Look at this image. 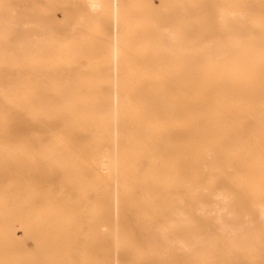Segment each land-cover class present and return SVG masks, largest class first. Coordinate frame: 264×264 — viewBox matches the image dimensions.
I'll return each mask as SVG.
<instances>
[{
  "label": "bare ground",
  "instance_id": "1",
  "mask_svg": "<svg viewBox=\"0 0 264 264\" xmlns=\"http://www.w3.org/2000/svg\"><path fill=\"white\" fill-rule=\"evenodd\" d=\"M18 1L0 0V90H13L0 91V264H175L180 252L177 264H264V0H220L215 29L200 10L214 0H194L188 87L165 59L130 63L113 109L93 91L104 78L62 75L81 51H62L54 27L16 41ZM55 1L20 11L49 14ZM202 190L243 192L221 198L248 216L170 212L212 199Z\"/></svg>",
  "mask_w": 264,
  "mask_h": 264
},
{
  "label": "rangeland",
  "instance_id": "2",
  "mask_svg": "<svg viewBox=\"0 0 264 264\" xmlns=\"http://www.w3.org/2000/svg\"><path fill=\"white\" fill-rule=\"evenodd\" d=\"M22 1L17 2L16 13H14L17 22L15 25L16 41L20 42L24 37L29 41L41 37L38 29L40 25L43 26L42 28L52 29L54 27L62 34V51L67 45H77L81 51V55L73 63L65 65L62 61V75L67 74L75 78L87 77L94 80L104 78L101 86L94 88L93 91L105 92L109 98L110 108L116 107L118 94L121 91L119 80L127 75L125 70L130 63H136L139 66L142 64L152 65L159 59H165L166 62H172L174 65L175 85L188 87L194 58V0H62L51 3L49 14L37 11L28 14H25L27 11L22 13L20 11L21 4L23 9H27L30 0ZM218 3L220 0H214L212 4L209 2L200 8L201 11L210 15L213 29L217 27ZM241 3L252 5L254 0H244ZM50 15H53L54 20H51L53 23L48 20ZM44 17L46 18L43 19ZM4 18H9V16ZM55 20L62 26L61 30ZM29 29L30 31H28ZM214 34L216 36L218 31H215ZM159 42L168 47L164 56H160V49L158 50L156 47ZM147 46H149V50L146 51ZM261 70L264 72V69ZM19 75L27 76L28 73L21 71ZM0 91L13 90L1 88ZM16 91H21V89H16ZM111 187L113 189L115 185ZM176 193L189 194L193 192L179 191ZM196 193L212 195V199L189 204L176 201L170 212L176 215L206 214L210 217L223 218L239 212L242 218H246L249 214L250 207L241 206L236 201L226 204L221 198L226 194H242L241 191L202 190ZM115 203L116 199H113L112 207ZM256 207L261 208V203ZM261 218L264 219V213ZM203 220L204 227L207 226L210 232H215L220 227L217 220L212 223L207 219ZM102 228L106 230V228ZM14 231L21 240L22 247L26 250L30 249L33 243L32 236L25 234L20 225H17ZM173 258L175 264L187 259L181 252L175 254ZM118 259L113 257L110 264H121ZM187 262L185 261V263Z\"/></svg>",
  "mask_w": 264,
  "mask_h": 264
}]
</instances>
